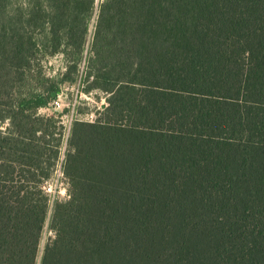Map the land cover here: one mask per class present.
<instances>
[{"label": "trees", "instance_id": "16d2710c", "mask_svg": "<svg viewBox=\"0 0 264 264\" xmlns=\"http://www.w3.org/2000/svg\"><path fill=\"white\" fill-rule=\"evenodd\" d=\"M0 264H264V0H0Z\"/></svg>", "mask_w": 264, "mask_h": 264}, {"label": "rangeland", "instance_id": "374dc122", "mask_svg": "<svg viewBox=\"0 0 264 264\" xmlns=\"http://www.w3.org/2000/svg\"><path fill=\"white\" fill-rule=\"evenodd\" d=\"M43 72L47 76H53L58 73L62 68L61 57L57 56L49 59L44 63ZM82 87L79 83L68 85L65 84L61 88V93L55 96L53 103L48 107V109L40 110L41 115H60L61 124L66 128L65 138L68 132V128L73 119H78L79 121L92 122L97 118V115L107 106L105 97L100 92H93L92 94L86 95L82 93ZM77 106L82 113L76 114L74 112V106ZM67 110V112H64ZM6 126L3 125V128ZM64 145L62 147V152L60 159L58 160V165L53 171L51 177L46 182L45 188L48 193L54 197L59 196L62 199H66L67 192L64 185V179L61 170V161L63 160ZM48 232H44L42 238L43 241L46 239ZM41 244V245H42Z\"/></svg>", "mask_w": 264, "mask_h": 264}, {"label": "water", "instance_id": "95a60500", "mask_svg": "<svg viewBox=\"0 0 264 264\" xmlns=\"http://www.w3.org/2000/svg\"><path fill=\"white\" fill-rule=\"evenodd\" d=\"M52 96H54V93H52Z\"/></svg>", "mask_w": 264, "mask_h": 264}]
</instances>
